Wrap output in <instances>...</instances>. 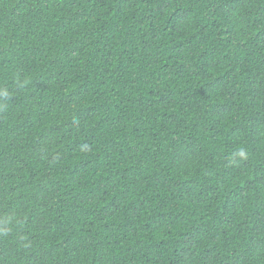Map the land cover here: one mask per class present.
Returning a JSON list of instances; mask_svg holds the SVG:
<instances>
[{
  "label": "trees",
  "instance_id": "trees-1",
  "mask_svg": "<svg viewBox=\"0 0 264 264\" xmlns=\"http://www.w3.org/2000/svg\"><path fill=\"white\" fill-rule=\"evenodd\" d=\"M0 264H264V0H0Z\"/></svg>",
  "mask_w": 264,
  "mask_h": 264
},
{
  "label": "clouds",
  "instance_id": "clouds-1",
  "mask_svg": "<svg viewBox=\"0 0 264 264\" xmlns=\"http://www.w3.org/2000/svg\"><path fill=\"white\" fill-rule=\"evenodd\" d=\"M239 154H240L241 156H243V155H244V153H243V152H240Z\"/></svg>",
  "mask_w": 264,
  "mask_h": 264
}]
</instances>
